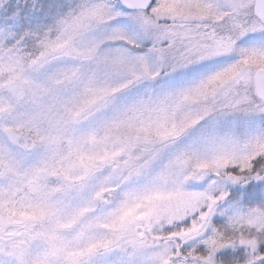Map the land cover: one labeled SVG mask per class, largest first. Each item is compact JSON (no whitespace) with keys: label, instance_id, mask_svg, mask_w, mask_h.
Here are the masks:
<instances>
[{"label":"snow or ice","instance_id":"snow-or-ice-1","mask_svg":"<svg viewBox=\"0 0 264 264\" xmlns=\"http://www.w3.org/2000/svg\"><path fill=\"white\" fill-rule=\"evenodd\" d=\"M0 264H264V0H0Z\"/></svg>","mask_w":264,"mask_h":264}]
</instances>
